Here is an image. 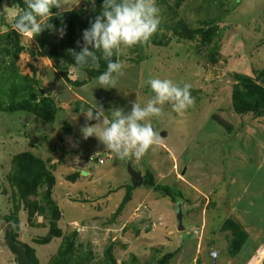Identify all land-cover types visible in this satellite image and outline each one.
Masks as SVG:
<instances>
[{"label": "rangeland", "instance_id": "374dc122", "mask_svg": "<svg viewBox=\"0 0 264 264\" xmlns=\"http://www.w3.org/2000/svg\"><path fill=\"white\" fill-rule=\"evenodd\" d=\"M155 2L163 26L158 30L164 35L163 45L147 42L122 46L119 61L123 75L116 88H101L96 79L81 87L60 83L62 78L53 62L32 57L30 50L35 49V43L32 37L21 35L26 50L15 68L32 78V86L41 95L54 100L58 112L52 125L30 114L0 112V264H15L4 246L3 216L12 210L7 181L11 159L24 151L49 159L55 178L51 198L61 212L58 227L65 234L76 230L78 243L90 245L95 255L91 264L102 263L104 249L110 243L119 263L129 264L131 254L137 258L134 264L154 263L162 255L177 251L173 263L194 264L198 257L201 263L207 259L212 264V255L217 252L210 251L216 248L220 264L227 259L224 235L228 233H221L219 228L227 218L243 226L251 223L247 231L256 241V249L264 246V117L235 114L230 99L236 74L255 77L264 69V0H180L179 6H175L176 0ZM83 3L64 0L65 11ZM4 5L8 6L6 13ZM17 11L13 0H0V37L11 30ZM173 22L183 23L186 29L217 26L216 36L206 47L198 40L177 39L168 28ZM53 39H61L59 30L53 31ZM9 62L8 58L2 61L0 55V68ZM152 78L170 79L181 86L190 84L195 103L183 114L166 103L159 118L145 121L160 138L145 155L121 158L106 151L96 137L82 138L80 128L86 122L82 112L86 107L100 104L109 117L116 108L130 112L133 101L143 106L154 95L148 84ZM82 80L72 69L68 81ZM76 104L82 108L79 112L74 111ZM214 115L231 130L218 126ZM64 124L71 135L64 132ZM99 158L101 164L96 162ZM147 170L156 184L181 194L177 204L182 205L183 230H178L176 205L160 192L141 185L134 187L132 204L141 201L139 198L146 197L147 201L135 206L136 212L128 213L124 208L113 218L125 187L133 184L130 172L143 176ZM76 173L75 181L67 179ZM19 215L24 224L19 239L34 248L39 264H49L60 239L37 245L33 240L44 236L47 228L27 227L26 212ZM34 222L46 224L43 219ZM234 261L247 263L240 255Z\"/></svg>", "mask_w": 264, "mask_h": 264}, {"label": "trees", "instance_id": "16d2710c", "mask_svg": "<svg viewBox=\"0 0 264 264\" xmlns=\"http://www.w3.org/2000/svg\"><path fill=\"white\" fill-rule=\"evenodd\" d=\"M83 6L74 8L69 11H63L56 14L57 10H53V17L50 23L55 26L54 29H46L42 34L33 38L35 49L30 50L32 57L46 58L53 62L62 79L76 87H81L92 79H96L107 68V61L103 59L102 52H97V56L101 57L99 68L86 67L80 71L86 73L87 78L82 81H68L67 71L71 65L75 63L69 54V49H75L77 53L82 50L84 44L83 30L88 29L90 22L101 13L102 0H83ZM159 3L165 4V0H158ZM15 8L18 11L26 8L24 0H13ZM180 0H176L175 6H179ZM17 11V12H18ZM173 18L176 14L173 10L168 11ZM17 13L12 20V28L0 37V55L2 61L5 58L10 60L8 65L0 68V112L26 113L35 116L41 122L52 125L55 122L58 108L54 100L49 95H41L36 86H32V78L27 75H21L15 68V63L19 56L26 50L21 44V34L13 27ZM64 29L63 37L55 41L53 39V31ZM163 28L161 24L158 30ZM171 34L181 40H198L203 47L210 46L216 36L217 26L208 28L186 29L181 22H173L170 27ZM157 32L148 41L155 45H163L164 35ZM158 33V34H157ZM80 42L79 45L77 42ZM210 56H212L210 54ZM112 59L119 60V56H113ZM212 59V57L210 58ZM75 70V69H74ZM235 83L231 89V109L237 115L251 114L254 118L264 117V69L255 73V77H248L241 74L234 76ZM37 85V83H34ZM6 87V88H5ZM191 95L194 92L191 90ZM79 104V103H78ZM78 104L74 109L79 112L82 109ZM86 107L85 110H87ZM213 121L217 125L224 127L230 131V126L217 115L212 116ZM92 123V122H90ZM63 130L67 135H71L72 131L69 126L64 124ZM84 156V154L82 155ZM82 159H86L85 157ZM49 159L44 160L32 154L29 151L20 152L11 159L10 170L7 175L8 185L11 190L12 210L3 216L6 225L4 231L3 242L7 250L13 255L15 264H39L34 248L21 241L20 234L24 224L21 223L20 213L26 212L27 227H43L47 228L44 236L33 240L37 245H46L53 239H60L59 247L55 256L49 261V264H91L95 260V255L89 244L82 245L78 243L76 230L69 233H63L58 227L61 218V212L57 204L52 200V189L55 185V178L52 169L49 168ZM86 162L87 159H86ZM86 162L84 165H86ZM78 173L73 174L67 179L75 181ZM142 184L147 189L154 192H160L169 200L177 205L181 201V194L168 188L167 186L158 185L154 182L153 175L150 171H145L142 176ZM134 187H125L124 196L118 205L113 218H116L124 210L132 197ZM38 198V199H36ZM43 219V222L35 224V220ZM221 233H228L225 239L228 241V255L235 257L240 253L241 249L248 241V234L244 230V226L240 222L232 218H227L219 228ZM114 245L110 243L103 252V261L101 264H117L113 252ZM175 252H168L156 259L151 264H168L176 255ZM130 263H135L136 257L130 255ZM129 263V264H130ZM121 264H127L121 262Z\"/></svg>", "mask_w": 264, "mask_h": 264}, {"label": "clouds", "instance_id": "9594fccd", "mask_svg": "<svg viewBox=\"0 0 264 264\" xmlns=\"http://www.w3.org/2000/svg\"><path fill=\"white\" fill-rule=\"evenodd\" d=\"M24 3L26 8L17 12L13 27L19 34L33 38L46 29L55 28L49 22L42 23L52 19L54 9L57 15L65 11L64 0H24ZM101 9V13L90 22L89 28L83 30L82 50L79 53L75 49L68 50L75 61L68 72V79H72V69L80 73V78L86 79V73L80 70L86 67L98 69L101 57L97 56V52H102L107 68L96 78V84L111 89L116 88L119 77L123 75L122 64L112 57L119 56L122 46L147 43L158 30L160 10L155 0H102ZM7 11L8 6L4 5L3 12ZM59 33L62 38L64 29L61 28ZM60 83L66 81L62 79ZM148 84L154 95L143 106L138 100L133 101L130 112L116 108L111 110L109 117L100 104L82 112L86 117L85 124L80 128L82 138L96 137L106 151L121 158H141L145 155L160 139L151 124L145 121L159 118L162 106L166 103L171 104L173 111L178 114H183L195 103L188 83L181 86L170 79L152 78Z\"/></svg>", "mask_w": 264, "mask_h": 264}, {"label": "crops", "instance_id": "0c3cea01", "mask_svg": "<svg viewBox=\"0 0 264 264\" xmlns=\"http://www.w3.org/2000/svg\"><path fill=\"white\" fill-rule=\"evenodd\" d=\"M132 198H133V195H132L131 200L129 201V203L125 206V211L128 210V213H130V212H132V213L136 212V211H133L136 208L135 206H139L144 200L147 201V198L144 197V199L139 198L141 201H137L136 203L132 204V200H133ZM182 213H183V211H182ZM134 216H136V214ZM262 216L264 217V214ZM250 224L248 223L246 226H244V230L247 232L248 236H249V232L247 230L250 229L249 228L250 227ZM263 227H264V225H263ZM225 234H226V232H225ZM224 236H227V235H224ZM184 242H187V241H184ZM255 242L256 241H254L250 236L248 237V241H247L246 245L241 249L240 253H238V255H240L241 261L246 262L250 258V256L254 253V249L256 250V248H257V244L255 245ZM211 249L212 250L210 251V254L212 253V251H216L217 252V254H215V255H217V256H215V264H217V259H218L219 252L216 250V248H211ZM129 257H130V255H129ZM174 257L170 260V262L168 264H176V263H173V261L175 259ZM235 258H236V256L235 257H230L228 255V253H227V259L226 258H223L224 261L221 262L220 264H226L228 261L229 262H232L231 264H237V262L234 261ZM205 260L207 261L205 264H208V260L207 259H205ZM193 263L194 264H204V263H201V261L198 259V257H196V259L194 260ZM117 264H121V262L119 263L117 261ZM143 264H147V263L144 262ZM149 264H151V262ZM238 264H244V263L239 262Z\"/></svg>", "mask_w": 264, "mask_h": 264}, {"label": "water", "instance_id": "95a60500", "mask_svg": "<svg viewBox=\"0 0 264 264\" xmlns=\"http://www.w3.org/2000/svg\"><path fill=\"white\" fill-rule=\"evenodd\" d=\"M85 174V173H83ZM131 174V177H132V187H137V186H140L142 184V176L139 174V173H136V172H130ZM176 213H177V216H176V220H177V223H178V230H183V226H182V205L180 203H178L176 205ZM212 264H215L214 261H215V255H212Z\"/></svg>", "mask_w": 264, "mask_h": 264}, {"label": "built area", "instance_id": "2783aa9c", "mask_svg": "<svg viewBox=\"0 0 264 264\" xmlns=\"http://www.w3.org/2000/svg\"><path fill=\"white\" fill-rule=\"evenodd\" d=\"M95 160L93 157L90 158ZM94 162V161H91ZM97 163L101 164L102 160L98 159V161H96ZM264 246L262 248H260L259 250H257L254 254V256L249 260V262H247L246 264H264Z\"/></svg>", "mask_w": 264, "mask_h": 264}]
</instances>
